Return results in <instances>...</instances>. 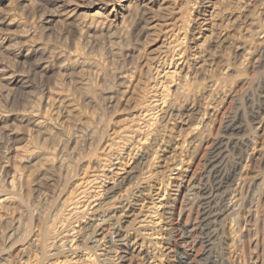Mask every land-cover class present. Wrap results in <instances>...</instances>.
<instances>
[{
	"label": "rangeland",
	"instance_id": "1",
	"mask_svg": "<svg viewBox=\"0 0 264 264\" xmlns=\"http://www.w3.org/2000/svg\"><path fill=\"white\" fill-rule=\"evenodd\" d=\"M9 1L0 0V19L6 11L15 21L0 29L1 194L9 192L15 146L42 137L30 127L31 118L44 115V126L58 128L50 130H58V139L68 132L81 135L83 142L66 135L65 144L71 143L64 144L60 155L73 162L47 171L42 176L46 183L30 185L31 195H22L26 190L17 187V196L22 193L19 198L27 204L28 216L22 219L28 222V229L22 224L27 235L4 242L0 264H264V0ZM95 10L114 18L113 23L127 13L132 19H124L125 32H97L89 41L71 20L76 13ZM78 51L101 70L95 66L92 75L86 70L78 75L63 66L60 73L55 64ZM40 62L51 70L39 68ZM62 90L76 96L75 102L80 93L92 99L89 103L80 97V105L78 99L82 119L68 122L57 113L58 93H52ZM86 119L90 129L82 133L76 124ZM227 136L235 142L228 143ZM40 137L36 140L41 142ZM67 151L77 158H69ZM23 169L31 179L34 167ZM42 233L47 236L44 245ZM120 236L129 241L126 252Z\"/></svg>",
	"mask_w": 264,
	"mask_h": 264
},
{
	"label": "bare ground",
	"instance_id": "2",
	"mask_svg": "<svg viewBox=\"0 0 264 264\" xmlns=\"http://www.w3.org/2000/svg\"><path fill=\"white\" fill-rule=\"evenodd\" d=\"M11 1V0H10ZM10 1H9V3H10ZM99 1H101V0H99ZM8 3V2H7ZM9 3L7 4L8 5V8H9ZM39 3V2H38ZM96 3V2H95ZM90 4V3H89ZM91 4H93V2L91 3ZM1 5H3L2 4V2H0V12H1ZM94 5V4H93ZM3 7H6V6H3ZM7 8V7H6ZM4 9V8H3ZM10 11V10H9ZM45 11V10H44ZM3 12H4V10H3ZM6 12V11H5ZM4 12V14H6V16L5 17H1V19H0V29L2 30V28L4 27V28H9L10 26H12V24H14V22L15 21H13L14 19L13 18H11V15H10V18L9 17H7V14L9 13L8 12V9H7V12L8 13H5ZM67 13H68V10L66 11ZM65 12V13H66ZM72 12V11H71ZM74 12V11H73ZM131 12V11H130ZM42 13V12H41ZM55 13V12H54ZM63 13V12H62ZM62 13H61V16H64L65 17V15H62ZM64 13V14H65ZM70 13V12H69ZM120 13V12H119ZM60 14V13H59ZM73 14V13H72ZM72 14L70 15V14H66L67 16H72ZM118 14V13H117ZM116 14V15H117ZM122 14H123V12H122ZM129 13H127V14H125L124 16H122L121 15V20H120V22H117V23H113V19L111 20L110 18L108 19V17H105V16H103V14L102 13H100L99 12V10H95V11H93V12H89V13H86V14H82V13H78V15H77V13H76V16L71 20V21H73L74 22V25H76L75 27H77V30H79V32H80V34L84 37V39L87 37V39L90 41V39L88 38V36L90 37V35H95L96 36V34L95 33H97V32H109L108 34H110V31L112 30H115V31H120V32H123L124 31V29L126 28H124V25H125V23H124V25H123V21H125L124 19H126V16H129L128 15ZM3 15V14H2ZM42 15V14H41ZM4 16V15H3ZM9 16V15H8ZM118 16H120V15H118ZM131 16H132V12H131ZM47 17V16H46ZM117 17V16H116ZM130 17V16H129ZM129 17H127V18H129ZM133 17V19L135 18L134 16H132ZM41 18V17H40ZM54 18V17H53ZM52 18V19H53ZM67 18V17H66ZM70 18V17H69ZM11 19H13V20H11ZM50 18L48 17L47 18V20H49ZM130 19H132L131 17L129 18V22L131 21ZM46 20V19H45ZM12 21H13V23H12ZM52 21V20H51ZM18 22H20V21H18ZM49 22V21H48ZM116 22V21H115ZM126 22H128V20L126 21ZM45 23V22H44ZM21 24V23H20ZM47 24V23H46ZM22 25V24H21ZM128 25H130V23L128 24ZM19 25L18 24H16V27H15V29L18 27ZM73 26V25H72ZM127 26V25H126ZM20 28V27H19ZM14 29V30H15ZM21 29H22V27H21ZM21 29H19V30H21ZM142 29V28H141ZM144 29H145V27H144ZM3 30H5V29H3ZM13 30V31H14ZM127 30V29H126ZM146 30V29H145ZM6 31V30H5ZM7 32H8V30H7ZM12 32V31H11ZM17 32V31H16ZM18 32H20V31H18ZM23 32V31H22ZM125 32V31H124ZM21 33V32H20ZM105 33V34H106ZM113 33V32H112ZM10 34V33H9ZM8 34V35H9ZM22 34H24V33H22ZM123 34H125L126 35V33H123ZM7 35V34H6ZM7 35V36H8ZM17 35V34H16ZM15 34H14V36H16ZM19 35V34H18ZM80 35V36H81ZM120 35H122V34H120ZM125 35H122V36H125ZM10 37L12 36V34L11 35H9ZM35 36V35H34ZM9 37V38H10ZM36 37V36H35ZM82 37V38H83ZM92 37V36H91ZM94 37V36H93ZM30 38V37H29ZM83 39V40H84ZM92 39H95V38H92ZM3 40V39H2ZM5 40V39H4ZM11 40V39H10ZM13 40V39H12ZM17 40V39H16ZM35 41V40H34ZM36 41H38V40H36ZM36 41L35 42H33V44L34 43H36ZM5 42V41H4ZM15 42V41H14ZM29 42V41H28ZM86 42V41H85ZM1 43V42H0ZM9 43H10V41H9ZM9 43H8V45H9ZM40 43V42H39ZM88 43V42H87ZM212 44V43H211ZM7 45V44H6ZM27 45V44H26ZM32 45V44H31ZM34 45H36L37 46V44H34ZM89 45H90V43H89ZM39 46H41L40 44H39ZM39 46H37V47H39ZM78 46V45H77ZM210 46V45H209ZM21 47L23 48V46L21 45ZM26 47V46H25ZM42 47V46H41ZM44 47V46H43ZM45 48V47H44ZM85 48V47H84ZM208 48V47H207ZM27 49H29V47L28 48H26V50ZM35 49H36V47H35ZM40 49V48H39ZM43 49V48H42ZM46 49V48H45ZM45 49H43V51H44V53L47 51H45ZM52 49V48H51ZM22 50V49H21ZM33 50V49H32ZM76 50V49H75ZM78 50V49H77ZM85 50V49H84ZM84 50H81V52L82 51H84ZM2 51V50H1ZM34 51V50H33ZM37 51V50H36ZM43 51H42V53H43ZM49 51V50H48ZM18 52V51H17ZM22 52V51H21ZM31 52V51H30ZM35 52V51H34ZM51 51H49L48 53H50ZM76 52V51H75ZM74 52V53H75ZM79 52V51H78ZM26 53H28L27 51H26ZM57 53V52H56ZM62 53V52H61ZM86 53V52H85ZM94 53V52H93ZM206 53V52H205ZM24 54V53H23ZM33 54V53H32ZM50 54H53V53H50ZM71 54V53H70ZM87 54V53H86ZM96 54V53H95ZM25 55H27V54H25ZM47 55V54H46ZM83 55H85V54H83V53H81L80 54V52L77 54H73L72 56H69V57H65V59L64 60H61V62H59V61H57V62H59V64H55V66H56V68L59 70L60 68H62L63 66H64V68L66 69V68H68V69H72L73 70V72H74V70H77V72L78 71H82V74H83V71H85L86 70V72L88 71V73L89 72H91L92 73V71L91 70H94V68H95V66H96V62H95V60H93V62H95V63H93L92 61H91V59L89 60V59H87L85 56H83ZM99 55V54H98ZM41 56V55H40ZM48 57H50L51 55H47ZM45 57V58H48V57ZM63 56V55H62ZM68 56V55H67ZM87 56H90L91 57V55H88L87 54ZM100 56V55H99ZM42 57H44V54H43V56ZM52 58H53V56H51ZM57 57V56H56ZM97 57V56H96ZM34 58V57H33ZM33 58H31V59H33ZM59 58V57H58ZM62 58V57H61ZM100 58V57H99ZM206 58V57H205ZM39 59V58H38ZM37 59V60H38ZM30 60V59H29ZM37 60H35V58H34V60L33 61H37ZM40 60V59H39ZM42 60V59H41ZM58 60V59H57ZM32 63H34L32 60H30ZM46 61H47V59H46ZM31 62H29V63H31ZM39 62V61H38ZM37 62V63H38ZM48 63H49V61H47ZM50 62H51V60H50ZM54 62V61H53ZM22 63H23V61H22ZM27 63V62H26ZM36 63V62H35ZM36 63V64H37ZM56 63V62H55ZM8 64V63H7ZM50 64V63H49ZM49 64H46V62H40L39 63V65H37V66H39V68H41L42 70L43 69H45L46 71L48 70H51V68H52V66L51 67H49L48 65ZM95 64V65H94ZM98 64L99 63H97V66H96V70L95 71H98L99 70V68H101V67H98ZM22 65V64H21ZM32 65V64H31ZM51 65V64H50ZM25 66V65H24ZM16 67V66H15ZM33 68H34V66H32ZM54 67V66H53ZM98 67V68H97ZM27 68V67H26ZM32 68V69H33ZM55 68V67H54ZM63 68V69H64ZM4 69V68H3ZM22 69V68H21ZM62 69V70H63ZM98 69V70H97ZM1 70V69H0ZM58 70H55V71H58ZM101 70V69H100ZM99 70V71H100ZM132 70V69H131ZM200 70V69H199ZM39 71V70H38ZM45 71V72H46ZM60 71V70H59ZM58 71V72H59ZM105 71V70H104ZM134 71V70H133ZM198 71V70H197ZM2 72V71H1ZM36 72V71H35ZM43 72V71H42ZM58 72H56V77H57V73ZM66 72V71H65ZM68 72V71H67ZM76 72V73H77ZM4 73V72H3ZM18 73V72H17ZM22 73V72H21ZM21 73L19 74V75H21ZM34 73V72H33ZM51 73H53L52 71H51ZM60 73H61V71H60ZM70 73H72V72H70ZM80 72H78V75H80L79 74ZM91 73H89V75H92ZM100 73H102V71L100 72ZM26 74V73H25ZM41 74H47V73H41ZM74 75H76L75 73H73ZM86 74V73H85ZM84 74V75H85ZM94 74V73H93ZM53 75H54V73H53ZM53 75L51 74V76L53 77ZM83 75V76H84ZM89 75H87L88 77L87 78H89L90 76ZM98 75H100L98 72H97V75L96 76H98ZM8 76V75H7ZM6 76V77H7ZM16 76V75H15ZM39 76V75H38ZM45 76V75H44ZM70 76V75H69ZM77 76V75H76ZM96 76H95V78H96ZM5 77V76H4ZM5 77V78H6ZM54 77V80H57V78L59 77ZM66 77V76H65ZM78 77V76H77ZM76 77V78H77ZM100 77H102V76H100ZM104 77V76H103ZM106 77V76H105ZM3 78V77H2ZM2 78H0V79H2ZM20 78H22V77H18V78H16V80H15V82L16 83H20L21 82V79ZM47 78H49V76L47 75L46 76V79ZM56 78V79H55ZM81 78H82V76H81ZM86 78V79H87ZM108 78V77H107ZM43 79V78H42ZM60 79V78H59ZM63 79V78H62ZM99 79V78H98ZM10 80V79H9ZM12 80V79H11ZM23 80V79H22ZM50 80H52V79H49V83L51 82ZM53 80V81H54ZM67 80V79H66ZM84 80V79H83ZM89 80H90V78H89ZM88 79L86 80L87 82L89 81ZM91 80H92V77H91ZM103 80H104V78H103ZM47 81V83H48V79L46 80ZM45 81V82H46ZM61 81V80H60ZM71 81V80H70ZM73 82H74V79L72 80ZM76 81V80H75ZM77 81H79V80H77ZM99 81V80H98ZM138 81V80H137ZM91 82H93V80L91 81ZM101 82L103 83V84H105L104 83V81H102V79H101ZM105 82H106V80H105ZM10 83V82H9ZM54 83H55V81H54ZM68 83H70V82H68ZM75 83V82H74ZM77 83V82H76ZM79 83V82H78ZM77 83V84H78ZM82 83V84H81ZM101 83V84H102ZM108 83V82H107ZM110 83V82H109ZM108 83V84H109ZM4 84V83H3ZM53 84V83H52ZM57 83H55V85H56ZM59 84V83H58ZM73 84V83H72ZM86 84V83H85ZM84 84V81L82 82V80L80 81V84H78L79 85V87L80 86H82L83 87V85H85ZM102 84V85H103ZM108 84H105V85H107L108 86ZM23 85V82L21 83V86ZM54 85V84H53ZM95 85V84H94ZM20 86V85H19ZM24 86V85H23ZM26 86V85H25ZM48 86H49V84H48ZM73 86H74V84H73ZM86 86H88V84L86 85ZM8 87V86H7ZM53 86H51V88H49V89H54V88H52ZM59 87H63V86H60L59 85ZM82 87H81V89H79L78 87L76 88V90L78 89V90H80L81 91V93H83V92H85L84 90L85 89H83V91H82ZM91 86H89L88 87V89L90 88ZM94 88L95 87H97V85L96 86H93ZM105 87V86H104ZM104 87H102L103 89H104ZM109 87H110V84H109ZM14 88V87H13ZM70 88V87H69ZM68 88V89H69ZM72 88H74L75 89V87H72ZM71 88V89H72ZM84 88H85V86H84ZM8 89V88H7ZM25 89V88H24ZM56 89V88H55ZM63 89V88H62ZM65 89H67V88H65ZM71 89H69V90H71ZM88 89L86 90V91H88ZM106 89V88H105ZM21 90H22V88H21ZM59 90H61V88L59 89ZM69 90H62L63 91V93H62V91H58V92H54V93H52V94H55V93H58L56 96H57V104H55L54 106H56L57 105V113H59V112H61L62 113V115H63V117L64 118H66L67 120H68V122L69 121H76V120H78L80 117H81V119H82V116L81 115H79V113H80V109L83 107V105L80 107L79 105L80 104H82V102H81V99H79L80 97L82 98V101H85V102H89V103H91L92 102V99L91 98H89L88 97V94H86L85 93V95H87V96H85L84 95V97H83V95L81 96V93L79 94V92H77L76 90H73V92L74 91H76V93H78L79 94V98H78V95H77V98L80 100V102L78 103L79 105L78 106H76V104H77V102L79 101L78 99H77V102H75V100H74V98L76 97L75 95H73V92H71V94L73 95V96H75V97H73V99H72V97H70L71 95H68V94H66V92L67 91H69ZM94 90H97V89H94ZM99 90H102L101 88H99ZM108 90V89H107ZM110 90V89H109ZM108 90V92H110ZM57 91V90H56ZM90 91H92V88H91V90L89 89V91L88 92H90ZM104 91V90H103ZM20 92V91H19ZM50 92V91H49ZM65 92V93H64ZM87 92V93H88ZM101 92V91H100ZM100 92H97V93H100ZM107 92V91H106ZM176 92V91H175ZM26 93V92H25ZM75 93V92H74ZM75 93V94H76ZM93 93H95L96 95H98L96 92H93ZM14 94V93H13ZM49 94V93H48ZM51 94V95H52ZM84 94V93H83ZM90 94H92V93H90ZM89 94V95H90ZM95 94H93V96L95 95ZM175 94V93H174ZM55 95H54V97H55ZM95 95V96H96ZM99 95H101V94H99ZM129 95V94H128ZM48 96V95H47ZM46 96V97H47ZM91 96V95H90ZM92 96V97H93ZM253 96V95H252ZM50 98L52 97V96H49ZM48 97V98H49ZM51 98V100L53 99L54 101L56 100L55 98ZM104 97H106V96H104ZM104 97H103V99H104ZM29 98V97H28ZM99 98H101V97H98V100H99ZM107 98H108V96H107ZM93 99H96V98H93ZM247 99V98H246ZM31 100V99H30ZM29 100V101H30ZM36 100V99H35ZM51 100H49V101H51ZM110 101V100H109ZM126 101H127V99H126ZM12 102V101H11ZM24 102H26V101H24ZM39 102V101H38ZM94 102V101H93ZM51 103V102H50ZM84 103V102H83ZM88 103V104H89ZM170 103V102H169ZM86 104V103H85ZM94 104V103H93ZM2 105V104H1ZM45 105V104H44ZM49 105V104H48ZM48 105H45V107L46 106H48ZM51 105H53V103L51 104ZM91 105V104H90ZM183 105V104H182ZM53 106V107H54ZM86 106H87V104H86ZM169 106V105H168ZM184 106V105H183ZM2 107V106H1ZM28 107V106H27ZM31 107V106H30ZM44 107V109H46ZM50 108H51V106H49ZM77 107H79L80 109L78 110V108ZM88 107V106H87ZM90 107V106H89ZM92 107V106H91ZM94 107V106H93ZM186 107V106H185ZM252 107V106H251ZM259 107V106H258ZM50 108H48L47 109V111L49 112V109ZM26 109V108H25ZM30 109H32V108H30ZM90 109V108H89ZM177 109V108H176ZM194 109V108H193ZM237 109V108H236ZM10 110H12V109H10ZM15 111H16V109H14ZM21 110V109H20ZM179 109H177V110H175V111H178ZM248 110V109H247ZM1 111V110H0ZM14 111V112H15ZM18 111V110H17ZM35 111V110H34ZM46 111V110H45ZM45 111H44V114H45ZM53 111V110H52ZM89 111V110H88ZM99 111V110H98ZM174 111V110H173ZM5 112V111H4ZM8 112V111H7ZM19 112V111H18ZM24 113H25V111H23ZM27 112V111H26ZM29 112V111H28ZM48 112H46L48 115H49V113ZM51 112V111H50ZM82 112V111H81ZM10 113V112H9ZM33 114H34V112H32ZM31 113V114H32ZM36 113H38L37 111H36ZM55 113V112H54ZM176 113V112H175ZM255 113V112H254ZM6 114V113H5ZM8 114V113H7ZM11 114H13V112L12 113H10V115ZM56 114V113H55ZM80 114H82V113H80ZM88 114V113H87ZM99 114V113H98ZM97 114V115H98ZM177 114H179L178 112H177ZM176 114V115H177ZM2 115H4V114H1L0 113V117L2 116ZM14 115H15V113H14ZM18 115V114H17ZM21 115H23V114H21ZM29 115V114H28ZM27 114H26V116H28ZM40 115H43V113L42 114H40ZM51 115H53L52 113H51ZM58 115V114H57ZM92 115V114H91ZM173 115V114H172ZM251 115V114H250ZM6 116V115H5ZM16 116V115H15ZM25 116V115H24ZM23 116V118H25ZM30 116V115H29ZM32 116V115H31ZM30 116V117H31ZM34 116V115H33ZM32 116V117H33ZM56 116V115H55ZM55 116H51L50 117V115H49V117L50 118H54ZM59 116V115H58ZM80 116V117H79ZM85 116V115H84ZM101 116V115H100ZM4 117V116H3ZM10 117V116H9ZM20 117V116H19ZM36 118H39V117H37V116H35ZM45 117H46V115H45ZM62 117V118H63ZM86 117V116H85ZM84 117V118H85ZM92 117H93V115H92ZM21 118V117H20ZM41 118V117H40ZM42 118H44V115L42 116ZM41 118V119H42ZM47 118V117H46ZM45 118V119H46ZM56 118H57V116H56ZM59 118V117H58ZM87 118V117H86ZM100 118V117H99ZM4 119V118H3ZM7 119V118H6ZM17 119V118H16ZM19 119V118H18ZM17 119V120H18ZM22 119V118H21ZM32 119V118H31ZM28 120V121H30L29 122V124L31 125L30 127L31 128H33L34 129V132L36 131V133L38 132L39 134H41V136L42 137H40V136H33L34 135V132H33V135H31L32 137H37L36 139H39V137H40V139L42 138V141L40 142L39 140L37 141L36 139L35 140H32V139H30L29 138V140L30 141H27V142H25L24 144H22V145H20V146H17L16 145V143L18 144V141L16 140V139H14L15 140V149H16V151H17V153H18V155H17V159L16 160H14L15 161V167L13 166V168H12V173L10 174L11 176H8V177H10V178H7V180H9L8 181V187L7 188H9V189H7V190H9V192H6V193H2L1 194V192H0V227H3V228H1V229H3L4 230V237L1 239V237L3 236L2 235V233L0 234V247L4 244V242H7V243H11V242H13L16 238H18L19 236H22L24 233H26V229H28V222H26V223H24V221L22 222V219H24L25 220V216L23 217V215H25V213L27 214V208H25V206L27 205H23V203H22V201H23V199H22V197L21 198H19L20 197V195L22 194V193H20L18 196H17V194H16V191H17V187L19 186V187H21V188H23L24 190H26L25 192L26 193H24L23 192V194L22 195H29L31 192H29V194H27L28 193V189H29V187H30V185H32V187L34 188V186L35 187H39V186H42V184H41V182H42V178L43 177H46V175H45V173L47 172V171H49V170H52V169H55L54 167H58V166H60V165H63V164H65L66 162L65 161H67L66 159H65V157H61V155L63 154V152H62V154H61V150L63 149V147L65 146V145H68L69 143H71L70 142V139L72 138V137H70V136H73V135H70V136H68V132L66 133V132H63V134L64 133H66V135L68 136V138L70 137V139H69V143L68 144H65V141H66V139H64V137L66 136L65 134V136L62 138V139H58V135H57V133H58V130H57V132H55V131H53V132H50V130H51V128H53V127H51L50 129H48V126H47V128L45 127L46 126V124H45V126H44V121H42L41 119H34V120ZM55 119V118H54ZM80 119V120H81ZM102 119V118H101ZM11 120V119H10ZM47 120V119H46ZM49 120V119H48ZM57 120V119H56ZM66 120V121H67ZM87 120V119H86ZM92 120V119H91ZM240 120V119H239ZM1 121V120H0ZM19 121V120H18ZM50 121V120H49ZM51 121H52V119H51ZM65 121V122H66ZM84 121V120H83ZM82 121V122H83ZM95 121H97V120H95ZM99 121V120H98ZM21 122V121H20ZM87 122V123H86ZM93 122V121H92ZM252 122V121H251ZM53 123V122H52ZM78 123V122H77ZM89 122H88V120L87 121H84V123H79V124H76L77 126H78V130L79 131H82V133H83V131H85L86 129H90L89 128V124H88ZM5 124V123H4ZM22 124H23V122H22ZM61 124H62V121H61ZM88 124V125H87ZM92 124V126L94 125L93 123H91ZM1 125H3V123L1 124ZM7 125V124H6ZM57 125V124H56ZM55 125V126H56ZM65 125V124H64ZM68 125V124H67ZM66 125V126H67ZM74 126V127H77V126ZM27 126H28V124H27ZM59 126V125H58ZM57 126V127H58ZM71 126V125H70ZM92 126H91V128H92ZM95 126V125H94ZM99 126V125H98ZM3 127V126H2ZM14 128H15V126H13ZM30 127H28V129H30ZM50 127V126H49ZM7 128V127H6ZM63 127H60V129H62ZM64 128H67V127H65L64 126ZM63 128V129H64ZM70 127H68L67 128V130L69 129ZM96 128H97V126H96ZM101 128V127H100ZM8 129H9V127H8ZM13 129V128H12ZM11 129V130H12ZM33 129L31 130L30 129V131H33ZM54 129V128H53ZM56 129H58V128H55L54 130H56ZM85 129V130H84ZM7 130V129H6ZM6 130H4V131H6ZM64 130H66V129H64ZM72 130H73V128H72ZM78 130H76V131H74V133L76 132L77 134H78ZM93 130V129H92ZM102 130V129H101ZM232 130V129H231ZM8 132H9V130H7ZM14 131H15V129H14ZM14 131H13V133H14ZM60 131V130H59ZM70 131V130H69ZM78 131V132H77ZM88 131V130H87ZM94 131V130H93ZM92 131V132H93ZM96 131V130H95ZM100 131V130H99ZM3 132V131H2ZM17 132V131H16ZM72 132V131H71ZM86 132V131H85ZM98 132V131H97ZM97 132H96V134H97ZM7 133V132H6ZM29 133V132H28ZM32 133V132H31ZM36 133H35V135H36ZM37 133V134H38ZM73 133V132H72ZM73 133V134H74ZM75 133V134H76ZM87 133V132H86ZM16 134V133H15ZM18 134V133H17ZM16 134V135H17ZM71 134V133H70ZM91 134V133H90ZM93 134L95 135V132H93ZM7 135L9 136L10 134L9 133H7ZM13 135V134H12ZM25 135H28V137H29V134H25ZM24 135V136H25ZM83 135V134H82ZM85 135V134H84ZM94 135H93V138H94ZM8 136H7V138H8ZM17 136H20L19 134L17 135ZM66 136V137H67ZM81 135H74L73 136V138L75 139V142L76 141H78V144H79V141H81L83 138L82 137H80ZM88 136V135H87ZM91 136V135H90ZM98 136H100V134L98 135ZM10 137V136H9ZM14 137H15V135H14ZM27 137V136H26ZM25 137V138H26ZM65 137V138H66ZM78 137H80V138H82V139H80V138H78ZM86 137V136H85ZM84 137V138H85ZM222 137V136H221ZM237 137V136H236ZM13 138V137H12ZM17 138V137H16ZM86 138H88V137H86ZM90 138V137H89ZM227 139H226V141L228 142V143H230V142H235L234 140H235V138L233 137V136H227L226 137ZM24 139V138H23ZM237 139V138H236ZM247 139V138H246ZM11 140V139H10ZM14 140H13V142H14ZM46 140H47V142H46ZM68 140V139H67ZM91 140H95V138L94 139H91ZM97 140H98V138H97ZM99 140H101V136H100V138H99ZM224 140V139H223ZM21 141V140H20ZM26 141V140H25ZM72 141V140H71ZM239 141V140H238ZM12 142V143H13ZM74 142V143H75ZM82 142H83V140H82ZM82 142H80V143H82ZM89 143V142H88ZM98 143V142H97ZM126 143V142H125ZM238 143H240V142H238ZM65 144V145H64ZM213 144V143H212ZM73 145V144H72ZM76 145H77V143H76ZM76 145H75V147H76ZM82 145V144H81ZM79 146V145H78ZM77 146V147H78ZM225 146V145H224ZM71 147H74V146H70V148ZM81 146H79V148H80ZM244 147V146H243ZM68 148V146L66 147V149ZM79 148H76V150L77 149H79ZM118 148V147H117ZM65 149V148H64ZM72 149V148H71ZM81 149V148H80ZM79 149V150H80ZM120 149V148H119ZM122 149V148H121ZM68 150V149H67ZM70 150V149H69ZM73 150V149H72ZM71 150V151H72ZM88 150V149H87ZM91 149H89V151H90ZM74 151V150H73ZM72 151V152H73ZM92 151V150H91ZM109 151V150H108ZM115 151V150H114ZM220 151V150H219ZM67 152H69V151H67ZM78 152V151H77ZM77 152H75L76 154H74V155H78L79 156V154H81V153H79L78 152V154H77ZM117 152V151H116ZM235 152H236V150H235ZM16 153V154H17ZM84 153V152H83ZM93 153H95L94 151L92 152V154ZM61 154V155H60ZM67 154H71L70 152L69 153H67ZM89 154H90V152H89ZM120 154V153H119ZM145 154V153H144ZM60 155V156H59ZM64 155H66V153L64 152ZM72 155V154H71ZM71 155L69 156V158H72L71 157ZM113 155V154H112ZM142 155V154H141ZM63 156V155H62ZM73 156V155H72ZM82 156V155H81ZM103 156V155H102ZM111 156V155H110ZM73 157H75V156H73ZM104 157V156H103ZM118 157V156H117ZM68 157H67V159H69ZM75 158H77V157H75ZM74 158V159H75ZM15 159V158H14ZM65 159V160H64ZM101 159V158H100ZM70 160V159H69ZM72 160V159H71ZM83 160V159H82ZM93 160V159H92ZM76 161V160H75ZM105 161H107V160H105ZM68 163H70V162H73V161H67ZM110 162H111V160H110ZM67 163V165H69ZM93 163V162H92ZM220 163V162H219ZM14 164V163H13ZM76 164V163H75ZM108 164H109V162H108ZM66 165V166H67ZM73 165H74V163H73ZM66 166H65V168H66ZM71 166H72V163H71ZM25 167H27V169H25ZM34 167V170L35 171H33V173H34V175L32 176V174H30L31 175V179H30V176H29V178H28V176H26L24 173H22L21 172V170L24 168L26 171L28 170V169H30V168H33ZM68 167V166H67ZM74 167V166H73ZM60 168H63V167H60ZM23 169V170H24ZM59 169V168H58ZM57 169V170H58ZM67 169H69V168H67ZM11 170V169H10ZM56 170V169H55ZM26 171H24V172H26ZM31 170H29V172H26L27 173V175H28V173H31L30 172ZM58 171H60V170H58ZM69 171H70V169H69ZM73 171V170H72ZM132 171V170H131ZM50 172V171H49ZM52 172H54L53 170H52ZM52 172H50V173H52ZM64 172V171H63ZM48 174V173H47ZM55 173H53V175H54ZM70 174H72V172L70 173ZM43 176V177H42ZM130 176V175H129ZM129 176L126 178V179H128L129 178ZM49 177V176H48ZM51 177H53V176H51ZM69 178V177H68ZM131 178V177H130ZM129 178V182H130V179ZM45 179V178H44ZM48 180V178L46 179V181ZM4 181H6V180H4ZM43 181H45V180H43ZM46 181L44 182V183H46ZM200 181V180H199ZM43 183V182H42ZM43 183V184H44ZM53 183H54V181H53ZM122 183V182H121ZM199 183V182H198ZM41 184V185H40ZM119 184V183H118ZM34 185V186H33ZM44 186V185H43ZM46 186H47V184H46ZM31 187V188H32ZM49 187H51V185L49 186ZM32 188V189H33ZM43 188H45V187H43ZM109 188V187H108ZM108 188H106V189H108ZM259 188V187H258ZM1 189V188H0ZM3 189V188H2ZM1 189V190H2ZM20 189V188H19ZM31 190V189H30ZM38 190V189H37ZM19 191V190H18ZM17 191V192H18ZM23 191V190H22ZM108 191H110V190H106V192H108ZM2 192H4V189L2 190ZM21 192V191H20ZM57 192V191H56ZM215 194V193H214ZM31 195V194H30ZM24 198H26L25 196H24ZM29 198V197H28ZM204 199V198H203ZM25 200V199H24ZM215 200V199H214ZM26 201V200H25ZM26 203V202H25ZM49 203V202H48ZM47 203V204H48ZM29 205V204H28ZM46 205V204H45ZM54 206V205H53ZM222 206V205H221ZM100 207V206H99ZM48 208V207H47ZM25 209H27V210H25ZM46 210V209H45ZM51 210V209H50ZM60 210V209H59ZM120 210V209H119ZM25 211H27V212H25ZM53 212V211H52ZM55 213V212H54ZM58 213H59V211H58ZM48 214V213H47ZM114 214V213H113ZM57 215V214H56ZM209 215V214H208ZM27 216H28V214H27ZM54 216V215H53ZM23 217V218H22ZM44 218V217H43ZM28 219L29 218H27V220L26 221H28ZM45 219V218H44ZM46 220V219H45ZM261 220V219H260ZM256 221V220H255ZM263 221V220H262ZM39 222V221H38ZM45 222V221H44ZM48 222H50V221H48ZM27 224L26 225V229H24L25 227L24 226H22V224ZM36 223V222H35ZM255 223V222H254ZM49 224V223H48ZM50 224H51V222H50ZM49 224V225H50ZM204 224V223H203ZM9 225H11V228L8 230H6V229H4V228H7V227H9ZM32 225V224H31ZM42 225V224H41ZM254 225V224H253ZM264 225V224H263ZM7 226V227H6ZM40 227V226H39ZM42 227H44V226H42ZM47 227H48V225H47ZM46 227V228H47ZM31 228V227H30ZM41 228V227H40ZM45 228V227H44ZM3 230H1L0 232H2ZM6 231V232H5ZM44 232V236L46 235L45 233V231L46 230H43ZM39 233V232H38ZM38 233H37V235H38ZM43 233L41 234V241H42V245H44L45 243V238L47 237H44L43 236ZM86 234V233H85ZM25 236L27 235V234H24ZM40 235V234H39ZM205 235V234H204ZM43 236V237H42ZM126 236V235H125ZM24 237V236H23ZM39 237V236H38ZM121 237V236H120ZM127 237V236H126ZM126 237H121V239H119L120 240V244L123 246V250H125V252L126 251H128L127 249H129L128 248V242H126L125 241V239H126ZM37 239V238H36ZM22 241V240H21ZM36 241V240H35ZM39 241V240H38ZM46 241H48V240H46ZM16 242H17V240H16ZM49 242V241H48ZM111 242V241H110ZM203 242V241H202ZM82 243V242H81ZM13 244H15V243H13ZM37 244V243H36ZM5 247V246H4ZM4 247L2 246V248L4 249ZM43 247V246H42ZM46 247V246H45ZM45 247L44 248H41V249H45ZM100 247V246H99ZM110 248V247H109ZM2 251V250H1ZM0 251V252H1ZM4 251V250H3ZM6 252V251H5ZM42 252V251H41ZM43 253V252H42ZM2 254V253H1ZM127 254V253H126ZM129 254V253H128ZM3 256V255H2ZM42 256H43V254H42ZM216 259V258H215ZM213 261H215V260H213ZM2 262H4V261H2ZM28 262V261H27ZM210 263V262H209ZM214 264V263H213Z\"/></svg>",
	"mask_w": 264,
	"mask_h": 264
}]
</instances>
